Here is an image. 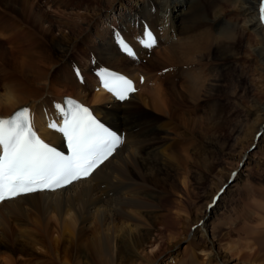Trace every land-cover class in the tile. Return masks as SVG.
Wrapping results in <instances>:
<instances>
[{"label": "bare ground", "instance_id": "6f19581e", "mask_svg": "<svg viewBox=\"0 0 264 264\" xmlns=\"http://www.w3.org/2000/svg\"><path fill=\"white\" fill-rule=\"evenodd\" d=\"M238 2L239 16L234 20L225 18L219 0H143L133 2V9L123 13L124 20L119 26L122 32L132 31L134 35L131 38L125 34L113 40L121 38L130 45L133 43L136 56H125L112 47L107 49L103 43L95 47L93 53L100 63L114 65V68L104 67L134 79V94H147L137 99L132 93L119 103L99 87L97 80L91 83L95 92L90 99L85 97L88 93L85 88H82L83 94L74 90L76 97L71 98L88 106L103 122L117 130L122 143L87 179L54 192H37L0 203V259L9 262L4 264H151L153 255L149 257L147 249L163 234L176 231L178 222L168 210L164 212V203L173 196L177 186L178 162L172 141L173 135L179 134H174L163 123L166 120L165 123L173 127L177 123L176 110L172 113L169 109L171 98L183 94L196 101L207 84L204 74L197 69L207 64L211 53L219 56L228 50L223 41L228 38L227 34L234 32L248 33L254 40L258 70L264 80V21L260 19L264 0ZM148 4L156 12L149 9ZM145 26L152 29L156 40L148 49L141 42ZM73 41L70 37L50 38L49 45L56 54L50 56L54 64L67 61ZM154 49L162 66L167 70L171 67V76L165 78L160 88L148 86L149 66L135 60ZM33 69L26 68L22 74L33 75L30 82L36 87L35 91L26 92V88L8 87L7 84L0 87V118L27 107L39 136L51 145L61 146L60 132L49 127L53 122L57 127L61 124V115L55 107H63V95L53 93L61 82L53 80V70ZM53 69L56 70L54 66ZM142 75L146 77L144 84L138 83ZM177 81H180L179 91L170 90L169 86L175 87ZM143 107L146 110L140 112ZM149 108L164 112L165 119L151 114ZM263 123L264 111L258 126ZM254 138L252 136V140ZM233 169L230 173L235 171ZM248 179L246 174L241 186L244 191L255 192L259 202L237 210L240 215L236 218L218 220L211 229L202 232L207 249L202 246L200 252L213 264H226L216 245L220 236L226 239L227 234L225 244L232 245L227 248L241 264H264V189L253 191ZM237 186L234 184L235 189ZM237 221L240 226H236ZM187 226L193 228L190 223ZM221 228L225 230L222 234L219 233ZM229 234H235L236 238L230 239ZM190 240L191 254L176 256L174 262L169 260L168 264H200L193 247L195 237L191 235Z\"/></svg>", "mask_w": 264, "mask_h": 264}, {"label": "rangeland", "instance_id": "374dc122", "mask_svg": "<svg viewBox=\"0 0 264 264\" xmlns=\"http://www.w3.org/2000/svg\"><path fill=\"white\" fill-rule=\"evenodd\" d=\"M137 1L143 0H0V87L7 84L33 92L36 90L30 82L33 75L26 76L22 72L26 68H40L53 70V80L61 82L53 93L75 98L74 90L83 94L82 88H85L88 92L85 97L90 99L95 92L91 84L94 82L93 70L99 65L114 68L112 63L110 66L100 63L93 53L94 48L103 43V47L117 51L114 37L127 34L119 26L124 20L123 13L133 9V2ZM219 5L227 20L238 18V0L230 3L219 0ZM147 7L153 9L151 4ZM174 32L180 36L176 30ZM137 33L141 35L140 31ZM127 35L132 37L134 33L129 31ZM227 35L223 46L229 49L219 56L211 53L207 64L197 69L207 80L206 89L200 91L195 102L183 94L175 95L169 109L172 113L176 110L177 123L173 127L163 120L167 128L179 134L173 135L172 141L178 162L177 186L173 196L164 203V212L168 210L178 222L176 231L165 233L160 239L159 236V240L147 249L149 257L153 255L151 264H168L169 260L173 263L176 256L191 254V235L195 237L193 247L198 262L213 264L200 252L202 246L207 249L202 232L211 229L218 220L236 218L240 215L237 210L259 202L255 192L244 191L241 186L246 174L253 191L264 189V123L258 126L264 111V80L258 70L252 37L242 31ZM51 37L74 40L66 62L54 64L51 61L50 56H56L49 45ZM131 45L136 53V47ZM135 60L143 66L148 64L150 79L147 84L150 88L163 87L165 78L171 76V67L167 70L162 66L155 49ZM80 82L84 84L80 85ZM179 82L175 87L169 86L170 90L179 91ZM145 94L134 95L139 99ZM88 98L84 99L89 102ZM145 110L143 107L140 112ZM148 111L165 119L162 111L152 108ZM257 126L259 131L256 133ZM232 168L235 171L230 173ZM245 168L248 173L243 171ZM234 184H238L237 189ZM211 202L214 205H210ZM187 222L193 228L187 226ZM235 224L241 225L239 221ZM223 232L225 230L221 228L219 233ZM227 236L223 239L221 235L217 240L218 253L225 257L226 264H241L240 259L229 252L232 245L225 244ZM229 238L234 239L236 235L229 234ZM4 263L9 262L0 259V264Z\"/></svg>", "mask_w": 264, "mask_h": 264}, {"label": "snow or ice", "instance_id": "6c2138e0", "mask_svg": "<svg viewBox=\"0 0 264 264\" xmlns=\"http://www.w3.org/2000/svg\"><path fill=\"white\" fill-rule=\"evenodd\" d=\"M264 21V3L260 7ZM142 44L152 48L154 34L146 30ZM128 56L133 49L118 41ZM104 87L120 100L135 91L133 82L123 76L101 73ZM67 110L56 105L63 121L49 125L66 138L71 155L65 156L45 143L34 130L30 110L25 107L8 119H0V203L36 191L56 190L90 177L122 143V138L97 121L88 108L68 100Z\"/></svg>", "mask_w": 264, "mask_h": 264}]
</instances>
